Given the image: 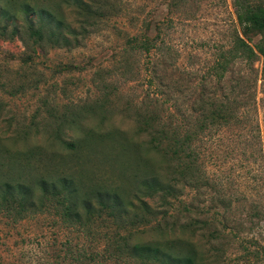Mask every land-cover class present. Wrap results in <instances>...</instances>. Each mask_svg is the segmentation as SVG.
<instances>
[{
	"label": "rangeland",
	"instance_id": "obj_1",
	"mask_svg": "<svg viewBox=\"0 0 264 264\" xmlns=\"http://www.w3.org/2000/svg\"><path fill=\"white\" fill-rule=\"evenodd\" d=\"M95 1L94 15L102 21L80 33L71 47H51L31 36L23 14L15 20L14 36L12 23L6 34L0 29L1 182L69 174L87 184L130 187L121 174L135 156H146L150 140L138 132V113L162 117L168 102L197 115V95L219 82L212 70L218 56L233 49L238 36L254 49L264 44L263 32L242 31L235 0H110L119 6L103 10L106 0ZM57 12L42 4L34 19L45 26ZM158 27L164 28L162 46L169 51L166 71L159 66L160 90L150 82L151 65L162 63L164 53L147 56L126 46L129 36L154 38ZM232 79L244 90L246 123L203 143L216 185L201 199L191 192L173 206H164L160 196L144 200L163 225L165 210L171 224L207 221L198 239L212 243L206 246L212 250L208 264H264V56L257 54L252 63L237 61L225 82ZM93 133L111 136L98 145L93 144L97 136L87 140ZM131 142L140 145L135 155L126 150ZM191 201L195 206L188 212ZM57 219L47 210L15 223L1 212L0 264H60L64 242L84 244L85 239L66 233Z\"/></svg>",
	"mask_w": 264,
	"mask_h": 264
},
{
	"label": "trees",
	"instance_id": "obj_2",
	"mask_svg": "<svg viewBox=\"0 0 264 264\" xmlns=\"http://www.w3.org/2000/svg\"><path fill=\"white\" fill-rule=\"evenodd\" d=\"M49 1L0 0V19L5 21L0 24L1 32L6 34L12 23L14 36L19 28L15 20L23 14L31 36L46 39L51 47H71L80 33L98 27L102 21L94 15L95 0ZM42 4L58 10L45 26L34 19ZM107 5L119 6L106 0L101 10ZM235 5L243 32L264 33V2L253 5L248 0H235ZM97 9L100 10L98 6ZM66 12L72 17H66ZM163 31L164 28L158 27L152 39L133 35L126 42L129 49L147 56L164 53L162 63L152 62L151 65L150 82L158 90L163 82L159 79V66L164 65V71L168 68L169 51L161 41ZM257 54L264 56V44L254 49L238 36L234 48L218 56L212 70L219 82L213 87L206 85L208 91L197 95L193 102L195 110H199L197 115L195 111L193 115L168 102H164L166 108L162 117L155 113H138V132L147 134L150 140L146 147L147 158L138 154L128 172L121 174L130 187L125 186V182L115 188L87 184L69 174L0 181V213L5 212L18 223L39 212L53 211L66 233L81 234L84 244L74 243L69 238L64 242L65 254L60 264H208L212 250L206 246L212 243L207 239V245L198 239V232L209 223L196 218L184 224L176 219L171 224L165 210L163 225L158 220V211L144 199L160 196L164 206H173L174 201L182 202L188 193L193 192L201 199L205 191L213 189L217 178L209 173L203 143L215 133L246 123L247 105L240 92L241 83L238 79L226 83L225 78L237 61L252 63ZM111 133H93L87 140L97 136L93 144L100 145L107 142ZM65 146L74 151L78 148L74 143H65ZM139 146L131 142L126 150L135 151V155ZM151 154L157 158L150 157ZM140 166H144L143 172ZM194 201L185 206L186 211L194 208ZM219 222H223L222 219Z\"/></svg>",
	"mask_w": 264,
	"mask_h": 264
}]
</instances>
